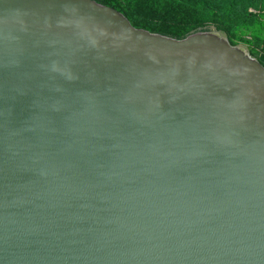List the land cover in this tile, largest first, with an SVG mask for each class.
I'll return each mask as SVG.
<instances>
[{
    "label": "water",
    "instance_id": "water-1",
    "mask_svg": "<svg viewBox=\"0 0 264 264\" xmlns=\"http://www.w3.org/2000/svg\"><path fill=\"white\" fill-rule=\"evenodd\" d=\"M0 264H264V56L0 0Z\"/></svg>",
    "mask_w": 264,
    "mask_h": 264
},
{
    "label": "trees",
    "instance_id": "trees-1",
    "mask_svg": "<svg viewBox=\"0 0 264 264\" xmlns=\"http://www.w3.org/2000/svg\"><path fill=\"white\" fill-rule=\"evenodd\" d=\"M121 11L136 27L183 38L202 25L220 21L230 29H246L264 19V0H96ZM151 17L147 23L142 19ZM258 38V36H257ZM264 48V46H263Z\"/></svg>",
    "mask_w": 264,
    "mask_h": 264
},
{
    "label": "rangeland",
    "instance_id": "rangeland-1",
    "mask_svg": "<svg viewBox=\"0 0 264 264\" xmlns=\"http://www.w3.org/2000/svg\"><path fill=\"white\" fill-rule=\"evenodd\" d=\"M250 10L253 12L261 11V18L264 19V8L262 10L250 8ZM142 19L147 23L152 21L151 17L146 14L142 16ZM199 30L214 32L226 37L232 44L241 47L254 58L264 56V30L260 22H255V24L246 29H230L223 22L216 21L202 25L196 31Z\"/></svg>",
    "mask_w": 264,
    "mask_h": 264
}]
</instances>
